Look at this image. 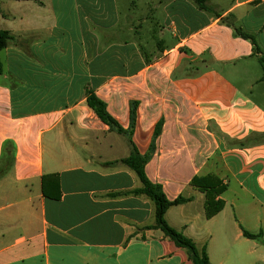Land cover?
<instances>
[{"label": "crops", "instance_id": "0c3cea01", "mask_svg": "<svg viewBox=\"0 0 264 264\" xmlns=\"http://www.w3.org/2000/svg\"><path fill=\"white\" fill-rule=\"evenodd\" d=\"M207 2L0 0L13 34L0 52V264H193L155 226L123 162L133 145L168 199L189 198L169 225L212 264H264V72L223 21L264 52V0ZM89 89L131 134L97 116ZM208 174L226 185L210 218L191 184Z\"/></svg>", "mask_w": 264, "mask_h": 264}, {"label": "trees", "instance_id": "16d2710c", "mask_svg": "<svg viewBox=\"0 0 264 264\" xmlns=\"http://www.w3.org/2000/svg\"><path fill=\"white\" fill-rule=\"evenodd\" d=\"M39 3H43L44 0H33ZM198 7L201 9H207V0H194ZM223 21L227 22L234 27L235 33L245 39H249L254 46V53L258 56V60L261 64V67L264 72V52L259 46L256 37L245 31L242 27L236 26L235 23L227 18H224ZM13 39V34L7 30L0 29V52L3 50L9 42ZM3 72V62L0 56V74ZM87 104L95 111L97 116L111 129L118 131L123 134H131L132 130H124L117 119L113 117L108 109L107 104L104 100L98 97L93 90L89 89L87 93ZM136 119V102H133L131 108V126L133 127ZM162 121L157 124L155 130V137L161 132ZM129 137H131L129 135ZM153 145H151L152 151ZM150 158V152L147 154H141L138 149L133 145L131 155L124 159L123 162L129 167L135 170L139 178L143 183V187L138 190L149 196L155 203V226L163 230L166 236H168L176 246L184 249L193 264H212L209 260L206 249L199 250L192 239L187 237L181 231L175 229L167 222L165 218V213L169 207L177 204L184 203L189 200L183 196H179L174 200L167 198L164 193L162 186L156 183H153L145 173V164ZM4 169L0 170V175ZM191 184L197 187L199 190L205 192L206 201H205V211L208 218L217 214L224 206V200L219 197L220 194L226 189V185L223 181L214 174H208L204 177L195 176ZM246 236L251 238L259 237L260 234H253L249 231L244 230Z\"/></svg>", "mask_w": 264, "mask_h": 264}, {"label": "rangeland", "instance_id": "374dc122", "mask_svg": "<svg viewBox=\"0 0 264 264\" xmlns=\"http://www.w3.org/2000/svg\"><path fill=\"white\" fill-rule=\"evenodd\" d=\"M207 4H208V2H207ZM207 6L209 7V9H213L212 5H210V4H208Z\"/></svg>", "mask_w": 264, "mask_h": 264}]
</instances>
